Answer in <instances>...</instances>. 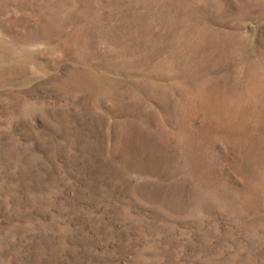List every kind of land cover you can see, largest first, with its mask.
<instances>
[{
	"label": "rangeland",
	"instance_id": "obj_1",
	"mask_svg": "<svg viewBox=\"0 0 264 264\" xmlns=\"http://www.w3.org/2000/svg\"><path fill=\"white\" fill-rule=\"evenodd\" d=\"M0 264H264V0H0Z\"/></svg>",
	"mask_w": 264,
	"mask_h": 264
}]
</instances>
